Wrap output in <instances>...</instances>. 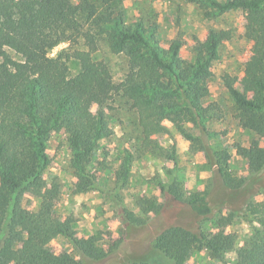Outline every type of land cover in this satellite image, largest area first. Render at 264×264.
Returning <instances> with one entry per match:
<instances>
[{
    "label": "trees",
    "instance_id": "16d2710c",
    "mask_svg": "<svg viewBox=\"0 0 264 264\" xmlns=\"http://www.w3.org/2000/svg\"><path fill=\"white\" fill-rule=\"evenodd\" d=\"M191 1L211 7L208 15L248 10L245 36L253 45L245 76L250 83L241 89L237 76L224 73L222 79L239 125L264 130V0ZM124 10L116 0H0V264H78L71 252L50 251L41 239L56 225L54 202L62 195L60 183L47 182L44 173L52 162L48 152L51 135L65 130L68 162L80 177L73 189L86 192L101 184L92 164L102 141L114 129L106 114L90 110L93 100L105 104L122 92L137 112L145 139L170 134L164 120L186 136L198 129L210 137L211 124L220 118L214 101L206 106L203 102L209 94L220 41L229 38V32L211 29L206 40L195 45V59L186 61L181 58V39L162 46L157 22L140 17L127 23ZM62 42L68 43L67 48L51 56L50 51ZM104 44L127 57L120 88L114 86L110 65L100 56ZM7 47L23 58L15 60ZM71 58L80 63L74 76L68 65ZM235 148L252 167L247 179L242 181L233 173L231 153L226 149H210L209 164L233 199L250 197L236 211H244V218L260 226L252 229L245 244L236 247L235 238L221 230L209 235L202 227L169 224L152 239V255L149 252L126 264H157L152 260L154 252L176 263L191 250L202 248L217 259L235 250L236 264H264V204L251 202L264 190V146ZM131 171V157L126 155L114 173L118 187L126 185ZM155 183L165 196L164 203L144 195L135 201L137 212L122 202L116 189L109 190L124 228L145 225L146 216L158 215L173 203L187 205L202 220L211 218L214 208L205 191L194 189L187 195L180 177L170 171L165 180ZM26 193L40 199L38 209L25 205ZM73 222L67 217L59 223L58 232L73 240L82 260H101L118 246L119 241L106 239L102 231L88 240L73 239Z\"/></svg>",
    "mask_w": 264,
    "mask_h": 264
},
{
    "label": "rangeland",
    "instance_id": "374dc122",
    "mask_svg": "<svg viewBox=\"0 0 264 264\" xmlns=\"http://www.w3.org/2000/svg\"><path fill=\"white\" fill-rule=\"evenodd\" d=\"M116 1L123 4L127 23L140 17L146 21L157 22L158 37L162 46L167 48L173 39H181L182 60L195 59V45L204 42L211 29L229 32L230 37L220 41L219 58L213 62V75L208 82L209 94L203 102L206 106L214 101L220 118L211 124L210 137L205 133L200 134L198 129H191V136H186L177 132L169 121L164 120L170 134H155L145 139L138 125L137 112L122 92H117L114 100L105 104L93 100L89 106L90 110L93 113L100 111L106 114L114 129L113 135L102 141L92 164L101 184L86 191L88 196L85 195L86 192L73 189L79 183L80 177L68 162L70 148L67 134L65 130L53 133L48 148L52 162L44 173V178L49 183H60L62 195L54 202L56 225L41 235L42 241L50 251L71 252L78 264H126L133 258L153 251L152 239L169 224H183L196 230L202 227L209 235L221 230L235 238L236 247L243 246L252 229L260 226L257 222L244 218V211H236L243 209L250 197L246 194L239 195L237 199L231 197L232 193L209 164V153L210 149L228 150L231 153L230 167L243 181L251 175L252 167L237 153L235 147H249L252 144L264 146V130L254 131L239 125L233 114V102L222 79L224 73L237 76L236 85L241 89L250 83L245 76V67L252 56L253 45L245 36L248 10L235 9L208 15L206 12L212 11L211 7L191 0ZM67 46L66 42L58 44L50 51V55L56 56ZM7 53L15 60L23 58L20 53L9 47ZM100 56L106 58L111 68L113 84L120 88L127 72V57L113 53L107 44L103 45ZM68 65L71 76L79 72L80 63L77 59L71 58ZM126 155L131 157L132 171L126 185L118 187L120 183L116 182L114 173ZM169 171L180 177L187 195L194 189L208 194L214 208L211 218L202 220L196 217L187 205L173 203L166 205L158 215L151 213L146 216L148 222L145 225L124 228L119 215L115 213L116 203L109 190L116 189L115 193H119L122 202L136 212L135 201L144 195H153L163 204L165 196L155 181L165 180ZM23 202L28 208L36 210L40 199L26 193ZM251 202L254 205L264 204V190L251 198ZM225 205L232 208H225ZM248 210L245 212L248 213ZM67 217L74 220L76 233L73 239L88 240L97 231H102L106 239L119 241L118 246L101 260H82L76 252L73 240L58 232L59 223ZM253 218L254 215L250 213V219ZM105 247H108L107 243ZM155 253L152 260L157 264H236L235 250L225 254L223 259H217L213 258L206 248L193 249L176 263ZM152 254L153 252L150 255Z\"/></svg>",
    "mask_w": 264,
    "mask_h": 264
},
{
    "label": "crops",
    "instance_id": "0c3cea01",
    "mask_svg": "<svg viewBox=\"0 0 264 264\" xmlns=\"http://www.w3.org/2000/svg\"><path fill=\"white\" fill-rule=\"evenodd\" d=\"M76 182V181H75ZM86 196H88V192H86V194H85Z\"/></svg>",
    "mask_w": 264,
    "mask_h": 264
}]
</instances>
